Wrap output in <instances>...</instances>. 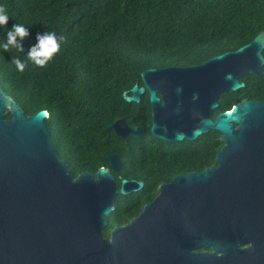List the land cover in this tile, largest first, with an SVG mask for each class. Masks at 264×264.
I'll return each instance as SVG.
<instances>
[{
	"label": "water",
	"instance_id": "obj_1",
	"mask_svg": "<svg viewBox=\"0 0 264 264\" xmlns=\"http://www.w3.org/2000/svg\"><path fill=\"white\" fill-rule=\"evenodd\" d=\"M263 50L261 31L200 65L143 70L142 86L123 92L136 104L148 93L155 138L191 141L213 130L222 146L215 165L160 185L109 238L115 197L143 183L116 186L115 154L105 155L109 169L73 178L52 147L48 113L26 115L0 87V264H264V102L242 101L211 120L221 94L244 87L247 73L263 75ZM106 129L120 138L142 132L123 118Z\"/></svg>",
	"mask_w": 264,
	"mask_h": 264
},
{
	"label": "trees",
	"instance_id": "obj_2",
	"mask_svg": "<svg viewBox=\"0 0 264 264\" xmlns=\"http://www.w3.org/2000/svg\"><path fill=\"white\" fill-rule=\"evenodd\" d=\"M0 6L10 16L0 27L1 89L26 115L48 113L45 125L56 149L63 128H77L67 133L65 143L74 148L72 157L93 161L83 167L90 172L106 165V152L120 154L122 138L106 126L123 117L131 122L132 116L139 123L148 113L147 96L137 104L122 96L141 84L143 70L198 65L264 31V0H0ZM16 23L30 32L24 51H4L7 31ZM45 32L65 38L59 53L45 67L29 62L19 72L12 58L25 61L37 33ZM254 79L260 82L259 88L252 86L256 98H264V66L263 75ZM234 94L227 92L226 99ZM230 106L232 102L225 103L223 110ZM115 179L119 188L121 178ZM158 184L117 195L104 237L139 214L156 195Z\"/></svg>",
	"mask_w": 264,
	"mask_h": 264
},
{
	"label": "flooded vegetation",
	"instance_id": "obj_3",
	"mask_svg": "<svg viewBox=\"0 0 264 264\" xmlns=\"http://www.w3.org/2000/svg\"><path fill=\"white\" fill-rule=\"evenodd\" d=\"M164 68H168V67H164ZM164 68H158V69H164ZM253 76L254 78L257 77L250 73L243 75L240 78L239 82L243 83L244 87L236 90V92H234L235 94L231 98L226 99L225 94L227 93H223L217 98L216 100L217 107L214 109L213 114L211 115L212 121L215 120V118L219 113L224 112L223 107L225 106V103L232 102V106H233L240 104L242 101L264 102V98H256L257 90L252 86L256 85L259 88L260 82L259 80H255ZM138 86H142V83ZM248 87L252 88V91L248 89H243ZM145 96L148 97V93L146 91L140 96V100L142 99V97ZM156 96L160 99V103H163L161 94L157 92V90H156ZM232 106H230L228 109H230ZM148 108H149L148 113H146V115L144 116L143 121L139 123H136L135 116H132L130 118L131 122H128L123 117L128 127L133 129L138 127L142 128L141 135L139 137L130 135L129 137L122 138V142L120 145V154L116 152H106L104 154V159L106 154H115L119 157L120 160L119 170L111 171V174L114 176V178L117 177V178H121V180L126 179L128 181L133 180L135 182H142L143 186L141 187V189H139L136 192H143L149 188L152 189L154 188L155 183L159 182L157 186V193H156L157 195L159 186L170 182L174 177L185 175L188 173L202 172L203 170H208L211 166L215 165L214 163L215 155L222 146V142L220 141L221 138L220 133H218L217 131L210 130L205 133H202L195 140H191V141L187 139H183L181 141H164L155 138L150 133L152 113H151L149 100H148ZM161 126H162V130L165 131V126L164 125ZM76 130L77 128H72V127L63 128V132H61L60 134L61 142H58L57 149L51 143L57 157L59 158V160L63 161L66 164L67 169L72 177H73V173H75L76 171H78V173L76 174L75 177H77L79 174L83 172L94 173L88 170H84L83 168L88 165H92L93 161L91 163V160L85 159L84 162H81V158L72 157V152L74 148H72L70 145L65 143L67 140L66 137L67 133L70 131L75 132ZM111 132L113 131L111 130ZM109 142H111L110 136L108 137V143ZM214 151L215 153L213 155V162L212 164H209L210 157ZM105 161H106V165L100 166L99 168H106V169L110 168L109 162L106 159ZM124 176L127 178H124ZM114 210L115 207L113 211Z\"/></svg>",
	"mask_w": 264,
	"mask_h": 264
},
{
	"label": "clouds",
	"instance_id": "obj_4",
	"mask_svg": "<svg viewBox=\"0 0 264 264\" xmlns=\"http://www.w3.org/2000/svg\"><path fill=\"white\" fill-rule=\"evenodd\" d=\"M10 16L4 6H0V27L6 26L9 22ZM29 29L20 23H16L10 30L7 31V40L3 43L4 51L9 52L11 49H16L19 52L24 51L23 41L29 37ZM63 36H57L55 32H45L43 34L37 33V43L32 45L27 53L25 61L13 57L11 63L16 66V69L23 73L28 66V63L45 67L54 56L59 53L61 43L64 41ZM264 61V57H260Z\"/></svg>",
	"mask_w": 264,
	"mask_h": 264
}]
</instances>
